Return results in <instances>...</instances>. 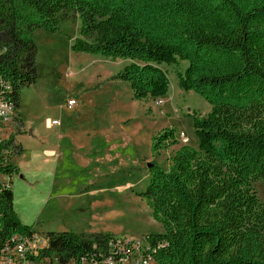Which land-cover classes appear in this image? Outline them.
<instances>
[{"label": "trees", "instance_id": "trees-1", "mask_svg": "<svg viewBox=\"0 0 264 264\" xmlns=\"http://www.w3.org/2000/svg\"><path fill=\"white\" fill-rule=\"evenodd\" d=\"M80 21L71 50L127 60L110 80L128 82L134 100L160 98L169 88L162 64L187 62L176 76L211 105L192 116L196 147L184 144L165 167H148L135 194L161 232L142 237L141 255L155 264H264V0H0V101L19 107L20 89L36 81L33 32H60ZM0 118V260L21 242L23 263L100 264L122 258L134 241L107 232L50 231L44 245L14 215L12 162L22 151ZM177 144L174 128L151 137L152 156ZM31 242L32 244H29ZM123 248V250H121ZM11 251V252H10Z\"/></svg>", "mask_w": 264, "mask_h": 264}, {"label": "rangeland", "instance_id": "rangeland-1", "mask_svg": "<svg viewBox=\"0 0 264 264\" xmlns=\"http://www.w3.org/2000/svg\"><path fill=\"white\" fill-rule=\"evenodd\" d=\"M79 26V19L70 15L60 24L58 33H50L40 28H36L33 32L37 47L36 81L20 89L19 107L13 112L12 120L7 122L2 133V136L7 138L14 131L15 125H18L14 119L20 121V133L16 134V141L20 142L22 151L14 155L12 159L17 168L23 170L24 166H27L23 163L29 160L28 157H31L34 149L39 148L42 151V144L37 147L34 138L31 137V132L35 130L46 137L47 141L44 143L46 150L52 149L54 141L59 144L62 152L68 150L69 154L64 155L66 164H69L68 169L76 172L77 179H83L89 171L84 170L83 166L92 158L104 156L103 150L106 147L102 145L103 136L97 128L103 116L107 117L104 108L108 105H116V100L112 102L108 100V97L114 90H119L118 98L125 102L127 92L132 93L128 82L108 78L122 69L128 63L127 60L122 58L112 60L100 55L71 50L73 39L79 36ZM186 66L185 61L178 65L162 64L161 67L167 72L170 82L166 95L146 100L132 99V102L125 103L120 113L113 115H130L126 119H128V125L136 129L137 150L141 153L143 163L141 168L124 170L130 167L127 166L128 164L131 165L130 158L125 156L126 153L122 150L109 153L119 171L111 178L104 179L103 184H109L118 190L114 195L116 194L115 196L120 199V205L126 206V209L118 211L122 216L110 217L107 230L112 232L106 231V233L126 237L142 245V237L145 234L161 232L163 229L162 225L151 217V211L146 202L141 198L134 199L130 193L142 191L147 185V163L155 162L165 167L168 157L181 145L188 144L194 147L197 145L192 116L189 114L194 113L198 117H204L211 110V105L194 91L179 88L176 72L183 70ZM113 82H120L121 85L117 88ZM71 99L75 101V105L69 107L67 101ZM158 99L163 102L157 103ZM113 116L110 119L112 136L116 131L120 132L115 130L116 121L113 120ZM48 121H57L58 126L54 125L55 127L48 129ZM93 126L97 128L92 130ZM61 127L66 130L57 134ZM165 128L176 130L177 144L152 156L151 137ZM180 132L185 134L187 141L179 136ZM58 137L62 139L56 141L60 139ZM114 152L118 153L114 154ZM33 173L36 174V172ZM1 177L4 180L8 179L4 175H0ZM12 178L15 217L22 226H31L39 233L42 232V180L37 183L36 188L23 193L24 191L19 189L21 178L16 173ZM134 182L137 185L132 191H124V187L129 188ZM254 186L259 197L263 198L264 185L256 182ZM41 264L50 263L44 261Z\"/></svg>", "mask_w": 264, "mask_h": 264}, {"label": "crops", "instance_id": "crops-1", "mask_svg": "<svg viewBox=\"0 0 264 264\" xmlns=\"http://www.w3.org/2000/svg\"><path fill=\"white\" fill-rule=\"evenodd\" d=\"M110 77L108 78L110 79ZM113 84L117 88L121 85L120 82H113ZM118 91L114 90L108 97V100L112 102L116 100V105H108L104 108L107 117L103 116L99 128L91 127L92 130L97 128L101 131L103 136L101 142L106 149L103 150L104 156L99 155V158H92L83 166L84 170H89L83 179H77L75 177L76 172L68 169L67 165L69 164H66L64 157L65 154H69L68 150L62 152L59 144L55 141L52 142V149L46 150L44 148V143L47 141L46 137H43L39 131H30L37 147L42 144V151L39 148L34 149L31 157H28L29 160L23 163L27 166H24L23 170L18 167L16 174L22 180L19 189L22 192L24 191L23 193L36 188L37 183L42 180V232L40 233L65 230L76 233H106V231H111L107 230L110 225V217L112 215L120 217L122 215L118 211L126 209V206L120 205V199L115 196L116 194L114 195L118 190L112 188L109 184H103L104 179L111 178L119 171L115 166V162L112 161L111 155H109L110 152L122 150L126 153L125 156L130 158L131 165L128 164L127 166L130 167H126L124 170H133L135 167L141 168L143 163L141 153L137 150L136 129L128 125V119H126L130 115L113 116L120 113L122 107L126 105L125 103L132 102L133 99L132 93L127 92L126 101L119 100ZM112 116L114 117L113 120L116 121L114 123L115 130L120 131L119 133L116 131L113 136L110 128ZM53 127L55 126H50L47 123L48 129ZM65 130L64 127H61L57 134H61ZM58 138L60 139L56 141L62 139L61 137ZM116 153L118 152H114V154ZM33 172H36V174L34 175ZM12 177L11 184L13 186ZM3 181L5 180L1 177L0 182ZM136 185L137 183L134 182L130 184L129 188L124 187V191H132ZM130 194L134 199L140 198L135 194V191Z\"/></svg>", "mask_w": 264, "mask_h": 264}, {"label": "built area", "instance_id": "built-area-1", "mask_svg": "<svg viewBox=\"0 0 264 264\" xmlns=\"http://www.w3.org/2000/svg\"><path fill=\"white\" fill-rule=\"evenodd\" d=\"M162 100L158 99L157 103H161ZM75 105L74 100H68L67 101V106L71 107ZM13 106L10 103H5L0 101V118H2L6 123L12 120L13 116ZM48 124L50 126L57 125V121H48ZM179 136L183 138V140L187 141V138L185 137V134L183 132L179 133ZM132 241L131 239H128ZM32 243H37V244H42L44 245V238L43 236L41 237L40 235H36L35 239ZM29 242V244H32ZM140 246L141 244L138 243L137 241H134L133 243V248L134 250L131 252H127L126 256L122 258H114L112 256L107 257L104 261H102L100 264H155V262L150 259V258H145L141 255L140 252ZM123 250V248L121 249ZM27 251V248L23 242L19 243L12 251L13 257L12 258H4L0 260V264H24L23 258L24 254ZM11 252V251H10ZM30 264V263H26Z\"/></svg>", "mask_w": 264, "mask_h": 264}, {"label": "water", "instance_id": "water-1", "mask_svg": "<svg viewBox=\"0 0 264 264\" xmlns=\"http://www.w3.org/2000/svg\"><path fill=\"white\" fill-rule=\"evenodd\" d=\"M151 165H152V163H150V162H149V163H147V167H150Z\"/></svg>", "mask_w": 264, "mask_h": 264}]
</instances>
